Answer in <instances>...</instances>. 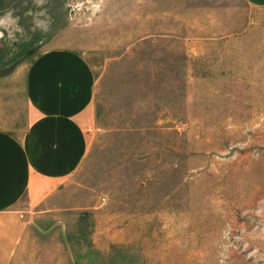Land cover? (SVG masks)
Here are the masks:
<instances>
[{
  "label": "rangeland",
  "instance_id": "374dc122",
  "mask_svg": "<svg viewBox=\"0 0 264 264\" xmlns=\"http://www.w3.org/2000/svg\"><path fill=\"white\" fill-rule=\"evenodd\" d=\"M47 44L96 78L76 264H264V7L0 0L1 71Z\"/></svg>",
  "mask_w": 264,
  "mask_h": 264
},
{
  "label": "crops",
  "instance_id": "0c3cea01",
  "mask_svg": "<svg viewBox=\"0 0 264 264\" xmlns=\"http://www.w3.org/2000/svg\"><path fill=\"white\" fill-rule=\"evenodd\" d=\"M95 86L83 56L51 44L0 76V264H76L64 197L88 155Z\"/></svg>",
  "mask_w": 264,
  "mask_h": 264
},
{
  "label": "trees",
  "instance_id": "16d2710c",
  "mask_svg": "<svg viewBox=\"0 0 264 264\" xmlns=\"http://www.w3.org/2000/svg\"><path fill=\"white\" fill-rule=\"evenodd\" d=\"M32 54V53H31ZM24 58V57H23ZM22 59V58H21ZM21 59H19L18 61H16V62H13V64L12 65H10L9 66V68L6 70V71H1L0 70V76L1 75H4V74H6L14 65H16Z\"/></svg>",
  "mask_w": 264,
  "mask_h": 264
}]
</instances>
